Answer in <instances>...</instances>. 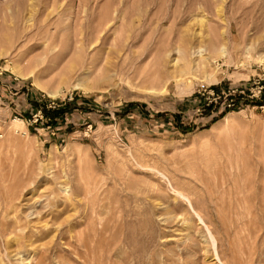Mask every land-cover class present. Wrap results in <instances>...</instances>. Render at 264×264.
Listing matches in <instances>:
<instances>
[{
  "label": "rangeland",
  "instance_id": "1",
  "mask_svg": "<svg viewBox=\"0 0 264 264\" xmlns=\"http://www.w3.org/2000/svg\"><path fill=\"white\" fill-rule=\"evenodd\" d=\"M0 264H264V0H0Z\"/></svg>",
  "mask_w": 264,
  "mask_h": 264
},
{
  "label": "bare ground",
  "instance_id": "2",
  "mask_svg": "<svg viewBox=\"0 0 264 264\" xmlns=\"http://www.w3.org/2000/svg\"><path fill=\"white\" fill-rule=\"evenodd\" d=\"M198 52H201L200 50H198ZM195 53V52H194ZM200 54V53H199ZM66 189V188H65Z\"/></svg>",
  "mask_w": 264,
  "mask_h": 264
},
{
  "label": "built area",
  "instance_id": "3",
  "mask_svg": "<svg viewBox=\"0 0 264 264\" xmlns=\"http://www.w3.org/2000/svg\"><path fill=\"white\" fill-rule=\"evenodd\" d=\"M38 111V110H37ZM35 117H36V114H35Z\"/></svg>",
  "mask_w": 264,
  "mask_h": 264
},
{
  "label": "trees",
  "instance_id": "4",
  "mask_svg": "<svg viewBox=\"0 0 264 264\" xmlns=\"http://www.w3.org/2000/svg\"><path fill=\"white\" fill-rule=\"evenodd\" d=\"M261 100H263V99H261Z\"/></svg>",
  "mask_w": 264,
  "mask_h": 264
}]
</instances>
